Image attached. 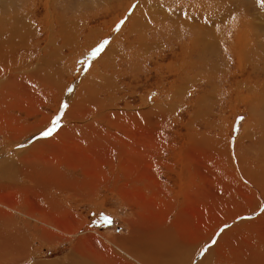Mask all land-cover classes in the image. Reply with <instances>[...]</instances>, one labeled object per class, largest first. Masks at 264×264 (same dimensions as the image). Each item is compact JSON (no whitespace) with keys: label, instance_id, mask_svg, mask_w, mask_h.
I'll list each match as a JSON object with an SVG mask.
<instances>
[{"label":"rangeland","instance_id":"obj_1","mask_svg":"<svg viewBox=\"0 0 264 264\" xmlns=\"http://www.w3.org/2000/svg\"><path fill=\"white\" fill-rule=\"evenodd\" d=\"M131 1L0 0V15L24 16L36 32L29 45L33 50L27 64L30 68L38 65L41 56L54 58L55 47L62 45L61 34L76 35L87 20L90 32L86 30L88 34L81 39L90 35L107 41L96 56L92 49L82 48L84 45L64 47L52 62V73L59 76L54 91L68 83L70 97L65 98L63 91L59 96L37 89L29 103L9 111L16 116L0 118V128L9 121L10 126L16 123L27 127L39 121L42 113L60 115L63 100H68V107L62 110L61 120L75 101L76 114L93 110L94 91L101 98L107 96L117 109L113 117L82 131L69 130L71 120L78 123L79 116L67 114L60 123V138L42 137L39 150L54 157L61 167L48 176L47 195L42 196L39 189L0 185V211L14 208L36 224L28 232L27 252L31 255L18 262V256L10 253L0 256V264L59 262L78 243L82 253L105 256L117 264H138L136 257L124 254L122 246L111 240L112 234L126 235L133 224L140 231L170 228L181 239L191 237L194 243L211 232L208 239L215 240L247 210L250 200L246 189L250 184L232 160L235 153L246 163L253 162L254 169L264 171V162L255 163L260 160V152L264 156V77L259 69L264 59V51L259 49L264 48L261 0ZM141 2L146 4L145 13L137 12L136 19L130 20ZM170 14L178 18L187 14L191 25L206 22L214 35L207 29L204 34L200 30L203 42L195 51L194 35L186 32L188 24L174 20ZM125 17V23L117 29ZM161 26L166 27L164 32H159ZM103 31L106 34L102 37ZM208 42L213 48H207ZM111 43L116 44L117 51L106 48ZM253 47H258L260 56ZM101 57L108 61L104 60L106 65L101 64ZM256 65L259 68L255 71ZM251 86L256 95L249 96ZM101 87L110 91L111 98L100 91ZM132 115H137L135 122L141 120L140 130L150 126L155 131L147 167L127 157L117 139L123 123L133 124ZM241 116L242 121L238 119ZM10 140L0 135L3 159H15L16 147L26 146ZM238 203L243 208L238 216H231ZM105 217H110L111 223ZM85 228L88 233L82 234V239L77 237L76 233ZM228 239L225 245L235 241L230 236ZM212 245L207 240L200 245L199 254Z\"/></svg>","mask_w":264,"mask_h":264},{"label":"bare ground","instance_id":"obj_2","mask_svg":"<svg viewBox=\"0 0 264 264\" xmlns=\"http://www.w3.org/2000/svg\"><path fill=\"white\" fill-rule=\"evenodd\" d=\"M133 1L131 2L133 3ZM132 3L127 4L125 7L126 11ZM143 5H146L145 2L144 4L141 2L134 9L132 16L129 17L130 20H135L139 12L140 15L142 14L141 11L144 12ZM7 8H9V5H7ZM170 16L174 20L181 19L185 24H188L189 29H186V32L194 35L192 40L196 49L195 51L200 49L203 42V38L199 37L200 30L204 34L205 29H207L214 35L213 29L208 27L209 25L205 24L206 22L191 25L187 14H183L181 18H178L175 14H170ZM202 18L204 17L202 16ZM71 26H68V28L70 29ZM32 27L30 20H27L24 16L20 17L16 14L0 15V118H4L3 116H16L11 115L9 111L13 112L16 107L22 106L23 103H29L28 101L33 97V93L37 89H43L47 93H51V95L59 96H61L63 91L64 97L68 99L70 97H68V93L70 92L68 91L70 89L68 83L61 85L58 90L54 91L55 86L59 83V76H54L52 73L54 71L52 66L54 58L66 46L72 49V47L84 45L82 48L91 51V49L93 50L97 47L101 39V37L92 38L90 35L81 39L85 36L86 30H90L89 21L87 20L84 22L83 28L76 32V35L72 33L61 34L62 45L55 47L57 52L53 51L54 55H56L54 58L41 56L38 65L36 64L30 68L27 64L33 50L29 45H31L32 36L36 35ZM165 29L166 27L161 26L159 32H164ZM105 34L103 31L101 33L102 37ZM138 39L142 40L143 37L139 35ZM71 43L74 46H71ZM195 44H197V47ZM256 44L262 46L260 41H257ZM206 46L207 48H213L210 42ZM106 48L117 51L118 47H116V44L111 43ZM241 49L245 51L246 46L243 45ZM253 49H255L256 56L261 55L257 51L258 47H253ZM259 49L264 51L262 47ZM101 58V64L106 65L104 62L106 59ZM247 60L252 64L249 58ZM106 62L108 63L107 60ZM262 64L261 68L256 65L255 67L253 66V69L259 68L261 70L260 76L264 77V59ZM192 65L197 64L193 63ZM100 77L103 78V75L100 74ZM262 85L264 86V84ZM100 91L111 98L110 91L108 92L105 87H101ZM248 94L249 96L256 95V90L253 86L249 88ZM92 97L93 99H90L94 101L96 105L95 109H87L83 113L78 112L76 114L73 109L78 105V102L75 101L73 108L67 110L69 116H79L78 123H74V119L71 120L72 124L68 127L69 130L82 131L83 129H87V126L89 127L90 124H97L113 117L117 109H113L114 103H110L107 96L106 98H101L99 93L94 91ZM66 102L68 100H63V103ZM162 113L164 114L165 112L163 111ZM42 114L43 117L39 121L32 125H27V127L17 125L16 123L10 126L12 123L9 121L6 122L3 128H0L1 136L3 134L7 135L11 139L10 141L16 145L21 146L22 144H26L23 149H20L18 146L16 147L19 150L15 159H3L2 153L4 150L0 152V185H10L9 188L39 189V193L42 196L48 194V176L60 170L61 167L59 166L60 163H55L54 157H47V153L39 150L43 137L42 132L51 127L52 121L56 117L55 115L48 116L47 113ZM135 117L137 115H132L130 120L136 119ZM63 120L60 119L57 129L47 138H60L63 131L60 123ZM111 121H115V118H112ZM132 123L134 125L130 122L123 123L122 133L118 135L117 139L120 140V144L127 157L141 162L147 167L152 159L155 131L150 126L145 131L140 130L139 127L142 125L141 120L137 119L136 122L134 120ZM119 132H121L120 129ZM27 143L30 144L27 145ZM259 155L260 160H256L255 163L264 162L263 153L260 152ZM233 156L235 159L232 162L238 166L242 177L250 184L246 189L249 192L248 199L250 201H248L247 210L239 216L236 213L243 208V204L238 203L239 206L230 212L231 216L236 214V216L241 217V220H237L238 222L235 225L225 229L215 239L214 245L204 255L201 256L199 254L200 245L206 243L207 240L212 242L213 239H208L211 232L194 243V239L191 237L181 239L170 228L140 231L133 224H130L126 235L112 234L110 236L111 240L116 245L122 246L121 249L125 251L124 254L136 257L138 264H264V211H261L264 208V171L254 169L253 162L248 160V163H246V159H243L241 156L237 158L235 153H233ZM247 158L249 159V157ZM58 202L63 208H66L62 201ZM69 202L71 201L67 199L65 203L69 205ZM35 227L36 224L31 222L27 214L14 211V208L0 211V256L14 253L18 256V262H23L27 259L31 255L30 252H27L30 248L28 241L31 237V233L29 234L28 232L32 231ZM84 230L88 231V228L81 229L79 233H76V236L80 237L82 234L88 233ZM228 236L235 240L231 241L232 245L230 242L225 245L226 241L229 240ZM50 264H117V262L106 260L105 256L101 257L98 254L82 253L80 251V243H78L73 250L71 249L67 257L59 262H52ZM118 264L120 263L118 262Z\"/></svg>","mask_w":264,"mask_h":264},{"label":"snow or ice","instance_id":"obj_3","mask_svg":"<svg viewBox=\"0 0 264 264\" xmlns=\"http://www.w3.org/2000/svg\"><path fill=\"white\" fill-rule=\"evenodd\" d=\"M261 4H262V6H264V0H261ZM126 19H127V17H125L124 19H122L117 24V29H119L120 26H122L125 23ZM106 43H107L106 40L103 41V42H101V43H99L98 46L93 49L92 55L93 56H96L101 50H103V48L105 47V44ZM69 91H72V89H69ZM67 107H68V105L66 103L62 105L61 114L60 115H57L55 117V119L52 121L51 127H49L46 131L42 132V135L43 136H50L57 129L58 124H59V121H60V118H61V115L63 114V111L62 110L65 109V108H67ZM238 119L242 121L244 119V117L241 116ZM261 211H264V208H262ZM105 221L107 223H111V218L110 217H105ZM225 227H227V225H225ZM221 231H223V229H221ZM212 243L214 244L215 243V240H213ZM207 250H208V247L205 246V248L201 252V255H203V252H206Z\"/></svg>","mask_w":264,"mask_h":264}]
</instances>
